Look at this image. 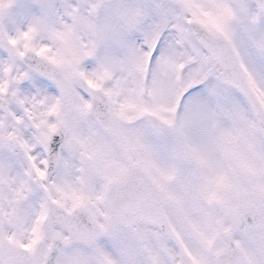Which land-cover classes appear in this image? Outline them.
Instances as JSON below:
<instances>
[{
  "label": "snow or ice",
  "instance_id": "obj_1",
  "mask_svg": "<svg viewBox=\"0 0 264 264\" xmlns=\"http://www.w3.org/2000/svg\"><path fill=\"white\" fill-rule=\"evenodd\" d=\"M0 264H264V0H0Z\"/></svg>",
  "mask_w": 264,
  "mask_h": 264
}]
</instances>
